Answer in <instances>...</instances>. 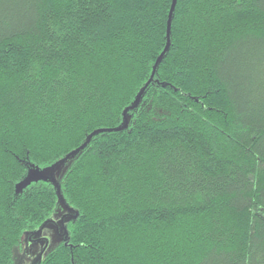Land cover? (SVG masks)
I'll use <instances>...</instances> for the list:
<instances>
[{"label": "trees", "instance_id": "obj_1", "mask_svg": "<svg viewBox=\"0 0 264 264\" xmlns=\"http://www.w3.org/2000/svg\"><path fill=\"white\" fill-rule=\"evenodd\" d=\"M59 201L37 264H264V0H0V264Z\"/></svg>", "mask_w": 264, "mask_h": 264}, {"label": "rangeland", "instance_id": "obj_2", "mask_svg": "<svg viewBox=\"0 0 264 264\" xmlns=\"http://www.w3.org/2000/svg\"><path fill=\"white\" fill-rule=\"evenodd\" d=\"M71 162L72 158L55 166L52 172L53 182L61 180ZM49 171L42 169L41 175L47 176ZM37 175L38 171L29 168L23 180L15 185V192L20 193ZM72 215L73 213L59 201L49 222L41 230L35 234L24 233L21 246L14 249L13 264H37L41 258L45 257L64 240L62 237L65 232L64 227L67 226Z\"/></svg>", "mask_w": 264, "mask_h": 264}, {"label": "water", "instance_id": "obj_3", "mask_svg": "<svg viewBox=\"0 0 264 264\" xmlns=\"http://www.w3.org/2000/svg\"><path fill=\"white\" fill-rule=\"evenodd\" d=\"M143 91V90H142ZM142 91L139 93V95H138V97H137V101H136V104L138 103V101H139V98H140V95L142 94ZM135 104V105H136ZM72 153H74V152H72ZM72 153H70V154H68L63 160H61L60 162H64V161H66L71 155H72ZM58 165V164H57ZM55 166H56V164L55 165H53L51 168H50V171H49V174L47 175V176H43V175H41V171L39 170V169H36V171H38V175H37V177H35V178H32L31 180H33V179H49V180H51L52 182H53V177H52V172H53V169L55 168ZM30 180V181H31ZM55 183V185H56V183L57 182H54ZM43 226H45V225H43ZM42 226V227H43ZM41 227V228H42ZM41 230V229H40ZM39 231V230H38ZM37 231V232H38ZM36 233V232H35ZM39 262H40V260H39ZM38 262V263H39Z\"/></svg>", "mask_w": 264, "mask_h": 264}, {"label": "snow or ice", "instance_id": "obj_4", "mask_svg": "<svg viewBox=\"0 0 264 264\" xmlns=\"http://www.w3.org/2000/svg\"><path fill=\"white\" fill-rule=\"evenodd\" d=\"M53 227H56V225H53Z\"/></svg>", "mask_w": 264, "mask_h": 264}]
</instances>
